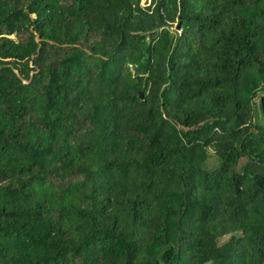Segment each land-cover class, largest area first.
I'll list each match as a JSON object with an SVG mask.
<instances>
[{"label": "trees", "instance_id": "16d2710c", "mask_svg": "<svg viewBox=\"0 0 264 264\" xmlns=\"http://www.w3.org/2000/svg\"><path fill=\"white\" fill-rule=\"evenodd\" d=\"M140 3L0 0V264H264V0Z\"/></svg>", "mask_w": 264, "mask_h": 264}, {"label": "rangeland", "instance_id": "374dc122", "mask_svg": "<svg viewBox=\"0 0 264 264\" xmlns=\"http://www.w3.org/2000/svg\"><path fill=\"white\" fill-rule=\"evenodd\" d=\"M150 0H140V4L141 5H146V3H149ZM258 117L263 120V117H262V112L260 111V109L258 110ZM211 163H213L212 160H210Z\"/></svg>", "mask_w": 264, "mask_h": 264}, {"label": "water", "instance_id": "95a60500", "mask_svg": "<svg viewBox=\"0 0 264 264\" xmlns=\"http://www.w3.org/2000/svg\"><path fill=\"white\" fill-rule=\"evenodd\" d=\"M179 28H180V23H178L177 26H176L177 30H179ZM155 34H156V32L154 34H152V35H155ZM142 97H143V95H142Z\"/></svg>", "mask_w": 264, "mask_h": 264}]
</instances>
